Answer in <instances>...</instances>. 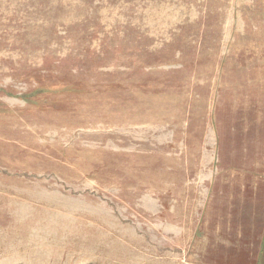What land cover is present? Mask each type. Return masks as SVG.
<instances>
[{
  "label": "rangeland",
  "instance_id": "1",
  "mask_svg": "<svg viewBox=\"0 0 264 264\" xmlns=\"http://www.w3.org/2000/svg\"><path fill=\"white\" fill-rule=\"evenodd\" d=\"M0 264H264V0H0Z\"/></svg>",
  "mask_w": 264,
  "mask_h": 264
}]
</instances>
